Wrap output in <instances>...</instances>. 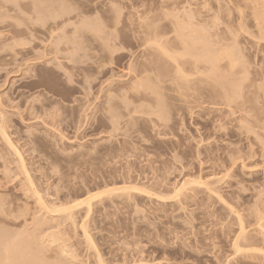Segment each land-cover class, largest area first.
<instances>
[{
  "label": "rangeland",
  "instance_id": "374dc122",
  "mask_svg": "<svg viewBox=\"0 0 264 264\" xmlns=\"http://www.w3.org/2000/svg\"><path fill=\"white\" fill-rule=\"evenodd\" d=\"M0 1L4 247L24 241L30 264H264V0ZM183 22L240 52L234 100L205 71L182 91L149 75L146 32Z\"/></svg>",
  "mask_w": 264,
  "mask_h": 264
},
{
  "label": "bare ground",
  "instance_id": "6f19581e",
  "mask_svg": "<svg viewBox=\"0 0 264 264\" xmlns=\"http://www.w3.org/2000/svg\"><path fill=\"white\" fill-rule=\"evenodd\" d=\"M3 1V0H2ZM1 2V1H0ZM4 2V1H3ZM10 2V1H9ZM12 2V1H11ZM15 2V1H14ZM6 5H4V7H5ZM4 7H3V9H4ZM1 8H2V6H1ZM5 8H7V7H5ZM66 11V10H65ZM64 14V13H63ZM257 15H258V13H257ZM65 16V15H64ZM257 17V16H256ZM258 18V17H257ZM260 18H262V17H260ZM145 20V19H144ZM154 20V19H153ZM258 20H261V19H258ZM150 21V20H149ZM262 21H264V18L262 19ZM146 22H148V21H146ZM158 22V21H157ZM156 22V23H157ZM192 23H193V21H191ZM190 22V23H191ZM159 23H160V21H159ZM187 23V22H186ZM191 23V24H192ZM144 24V23H143ZM152 24V23H151ZM150 24V26H152ZM158 24V23H157ZM179 25L181 24V23H178ZM183 24V25H182ZM181 25H182V27H177L178 29H177V31L175 32V31H170V30H168V32L170 31L171 32V34L173 35V38H170L171 37V34L169 35V37H166V36H168V32H167V29H165L166 30V36L163 34V33H165L164 32V30H162L163 32H160L161 30H159L158 31V26H154V28L155 29H157V30H154V28L152 29L151 27L149 28V30H148V32H146L147 34H151L152 32H153V34H149L150 36H152L151 37V42H149V39H150V37H148L147 35V37L148 38H146V40L148 39V42L149 43H152L155 47H153V45H150L152 48L149 50V51H151V50H153L152 52V55H151V57H149L150 58V65H151V67H152V65L153 64H158V63H160V62H162V61H164V63L162 62V64H163V67L161 66V68H160V66L157 68V69H159V70H157V69H155L154 67H157L156 65L154 66V67H150L151 69H148V71L150 72H148L149 73V75L151 74L152 76H154V77H156V78H158V79H163V78H165V77H169V78H172L173 80H177L178 81V84L177 85H179L180 86V91H182V88H183V90H185L184 88H188V89H190L189 88V86L188 85H186L188 82V84H193L192 83V81H190V80H193V78L191 77V76H193V77H196V76H199L200 74H202L203 73V76H204V71H205V75H206V77H205V79H207V78H209L211 75H214V76H216V78H219V79H222V81H223V83L221 82V81H218V79H217V82L219 83H217L218 85H220V84H222L221 85V89L220 90H222V95H223V93H224V91H225V96H227L229 99L231 98V100H228L226 97H224V96H221V95H219V93L220 92H218V95H214L215 96V100L217 99L216 97L217 96H219V98L220 97H223L225 100L227 99L229 102L230 101H232V100H234V99H232L233 98V96L231 95V94H228L229 92L228 91H226V90H224V89H226V88H224L225 87V84L227 83V81H226V83H225V76H226V74L227 75H229V74H231V78L233 79L232 80V82L233 81H235V79L233 78V77H235V75H237L238 77H239V75H238V73H240V75L242 74L241 72H245L244 71V67H243V62L240 60V52H238V50L236 51V50H234L235 48H233V51L231 50L230 51V47L228 48L226 45H225V43H223V42H219V38H217V40L216 41H212L211 39V37H210V35L208 36V34H204V33H202L203 31L202 30H200L199 29V27H197V25H196V27L195 26H193L194 28H192V27H190L188 24H184V22L182 23ZM193 24H195V23H193ZM192 24V25H193ZM142 25V24H141ZM159 25V24H158ZM179 25H176V26H179ZM94 26V25H93ZM145 26L147 27L148 26V23H147V25H146V23H145ZM145 26H143V27H145ZM175 26V27H176ZM143 27L141 28V29H143ZM145 27V28H146ZM149 27V26H148ZM148 27L146 28V29H144V30H147L148 29ZM165 28V27H164ZM171 28V27H170ZM190 28H192V29H190ZM195 28H198V30H200V31H197ZM203 28V27H202ZM151 29H152V31H151ZM160 29V28H159ZM169 29V28H168ZM174 29V28H173ZM179 29H180V31H179ZM190 29V30H189ZM195 29V30H194ZM204 29V28H203ZM91 31V30H90ZM99 31V30H98ZM179 31V32H178ZM202 31V32H201ZM206 32V31H205ZM146 33H144V34H146ZM175 34V35H174ZM163 35H164V37H163ZM111 36V35H110ZM142 37V36H141ZM210 37V38H209ZM214 37V36H213ZM207 38H209L208 40H210V41H212L211 43H207ZM214 40H215V37L213 38ZM221 39V38H220ZM145 40V39H144ZM154 40V41H153ZM111 41V40H110ZM114 41V40H113ZM153 41V42H152ZM203 41V42H202ZM218 41V42H217ZM222 41H225V40H223L222 39ZM147 42V41H146ZM145 42V43H146ZM147 42V43H148ZM215 42V43H214ZM213 43V44H212ZM224 45H223V44ZM82 45V44H81ZM109 45V44H108ZM111 46V45H110ZM109 46V47H110ZM144 46V45H143ZM217 46V47H216ZM146 47V46H145ZM234 47V46H233ZM236 47V46H235ZM113 48H114V46H113ZM116 48V47H115ZM226 48V49H225ZM95 49V48H94ZM109 49V48H108ZM149 49V48H148ZM229 49V50H228ZM231 49H232V46H231ZM237 49V48H236ZM85 50V49H84ZM112 50V49H111ZM117 50V49H116ZM95 51V50H94ZM108 51V50H107ZM235 51L236 52H238L239 54V56L237 55V53H235ZM143 53V52H142ZM95 54V53H94ZM97 55V54H96ZM108 55V54H107ZM112 56H113V54H111ZM143 55V54H142ZM149 56H150V54H149ZM154 56V57H153ZM98 57V56H97ZM165 59H164V58ZM240 57V58H239ZM148 58V59H149ZM100 59V58H99ZM139 59V58H138ZM139 60H141V59H139ZM146 60H147V58H146ZM162 60V61H161ZM225 60H227L226 62H225ZM148 61V60H147ZM158 61H160V62H158ZM156 62V63H155ZM104 64H105V62H103ZM170 64L169 65V67L171 68V66L172 67H174V69L172 70V69H170L171 70V72L172 73H167L166 72V69L164 68V66L166 65V64ZM102 64V63H101ZM162 64H158V65H162ZM165 64V65H164ZM107 65V64H106ZM147 66V65H146ZM166 68H168V66H165ZM144 68V67H143ZM140 69V68H139ZM147 69V68H146ZM225 69H227V71H229L228 73H227V71H225ZM142 71L144 70V69H141ZM140 71V70H139ZM142 71H140V73L141 74H138L139 75V77H137L136 79L138 80H136V79H134V80H136L137 81V83H139V86L141 85H143V88L146 86V85H148V84H151L152 82H153V80H155L156 78H152V77H150V79H151V81H148L149 80V77H146L147 76V73H145L146 72V70H145V72H142ZM224 73V76L223 75H221V73ZM225 72H226V74H225ZM142 73H144V74H142ZM200 73V74H199ZM207 73V74H206ZM197 74V75H196ZM244 74V73H243ZM145 75V76H144ZM150 75V76H151ZM194 75H196V76H194ZM234 75V76H233ZM91 76H93V75H91ZM230 76V75H229ZM228 76V77H229ZM236 76V77H237ZM212 77V76H211ZM235 77V78H236ZM85 78V77H84ZM168 78V79H169ZM189 78H191L190 80H189ZM215 78V79H216ZM226 78H227V76H226ZM69 79H70V76H69ZM148 79V80H147ZM167 79V80H168ZM195 79V78H194ZM204 79V80H205ZM71 80V79H70ZM133 80V81H134ZM140 80V81H139ZM145 80H147V83L148 82H151V83H148V84H145L146 82H145ZM165 80V79H164ZM170 80V79H169ZM203 79H202V82H205V81H209V79H207V80H205L204 81ZM228 80H229V82H230V80L231 79H229L228 78ZM158 81V80H157ZM177 81H176V83H177ZM198 81H200V83H201V80H198ZM198 81H196L198 84H200ZM212 81H213V78H212ZM135 82V81H134ZM170 82V81H169ZM194 82V81H193ZM215 82H216V80H215ZM232 82L230 83V84H232ZM136 83V82H135ZM154 83H158V82H156V80H155V82ZM161 83V82H160ZM160 83H158V84H160ZM195 83V82H194ZM173 84H174V81H173ZM185 84V85H184ZM190 84V87H192L193 88V86ZM202 84V83H201ZM152 85V84H151ZM151 85H149V86H147V87H145V88H147V90L150 88L151 89ZM173 86V87H176V88H174V90L175 89H177L178 90V88H179V86ZM183 85V86H182ZM229 85V84H228ZM188 86V87H187ZM196 86L198 87V85L196 84ZM195 84H194V88L193 89H195ZM227 86V85H226ZM235 86H237V85H235ZM235 86H234V88H235ZM134 87V86H133ZM138 87V86H137ZM178 87V88H177ZM220 87V86H219ZM230 87V86H229ZM132 88V87H131ZM145 88H144V90H145ZM152 88H154V89H156V86L154 87V86H152ZM230 88H233V86L232 87H230ZM229 88V89H230ZM130 89V88H129ZM134 89V88H133ZM133 89H131V91L133 90ZM154 89L152 90L151 89V92H153L154 91ZM214 90H216V87L215 88H213ZM217 89H218V87H217ZM236 89V88H235ZM119 90V89H118ZM117 90V91H118ZM136 90V89H135ZM138 90V89H137ZM136 90V91H137ZM140 90V89H139ZM187 90V89H186ZM231 90H233V89H231ZM121 91H123V90H121ZM150 91V90H149ZM157 91V90H156ZM190 91V90H189ZM212 91V90H211ZM210 91V92H211ZM108 92V91H107ZM128 92V91H127ZM146 92V91H145ZM175 92V91H174ZM184 92V91H183ZM187 92V91H186ZM209 92V91H208ZM213 92V91H212ZM232 92V94L233 93H235L234 91H231ZM230 92V93H231ZM154 93V92H153ZM159 93V92H158ZM180 93V92H179ZM226 93H227V95H226ZM152 94V93H151ZM209 94V93H208ZM109 95H112V94H110L109 93ZM210 96V98H212V96H211V94H209ZM212 95H213V93H212ZM230 95H231V97H230ZM236 95H237V92H236ZM239 95V94H238ZM159 96V95H158ZM186 96V95H185ZM208 96V95H207ZM213 96V97H214ZM113 97V96H112ZM115 97V96H114ZM121 97H123L122 95H121ZM125 97V96H124ZM223 98H221L222 100H224ZM235 98V97H234ZM213 99V98H212ZM213 99V100H214ZM111 100H112V98H111ZM217 102V101H216ZM217 104V103H216ZM225 104V103H224ZM116 105V104H115ZM115 107V106H114ZM159 107V106H158ZM161 110V109H160ZM109 112V111H108ZM111 113V112H110ZM109 113V114H110ZM160 113V112H159ZM111 114H113V113H111ZM5 133V131L3 132V135H5L6 136V133ZM4 136V137H5ZM6 139H7V136H6ZM9 140V141H8ZM7 141L8 142H10V139H8ZM10 144V146H11V148L12 149H15L16 147L13 145V143L11 144V143H9ZM15 148H14V147ZM16 150V149H15ZM16 152H17V150H16ZM18 153V152H17ZM87 203H89V200H88V202ZM87 205H89V204H87ZM90 206V205H89ZM17 241V240H16ZM0 242H2L1 240H0ZM14 242V245H12L13 243H9V246L10 245H12L11 247H4L5 245H4V243H0V245H2L1 247L2 248H0V250L2 249V251H3V257L4 258H2V255H0V264H27V262H29V260H28V258H30L31 256H28V253H26V251H24L26 248H22V246L24 245V241H18V243H16L15 242V240L13 241ZM22 243L23 245L21 246L19 243ZM16 243V244H15ZM6 244V243H5ZM7 245V244H6ZM4 250H5V252H6V254H5V256H4ZM2 251H0L1 253H2ZM0 253V254H1ZM28 257V258H27ZM32 258V257H31ZM26 259L28 260V261H26ZM26 261V262H25ZM41 262H43V261H37V264H44V262L43 263H41ZM30 263H32V260H30V262H29V264Z\"/></svg>",
  "mask_w": 264,
  "mask_h": 264
}]
</instances>
